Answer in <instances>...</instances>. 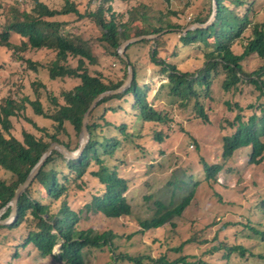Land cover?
I'll return each instance as SVG.
<instances>
[{"label": "trees", "instance_id": "16d2710c", "mask_svg": "<svg viewBox=\"0 0 264 264\" xmlns=\"http://www.w3.org/2000/svg\"><path fill=\"white\" fill-rule=\"evenodd\" d=\"M19 1L11 3L1 16L0 49H10L18 54V61H24L31 69L47 71L51 80L70 81L71 87L56 93L37 81L35 101L28 98L16 101L13 97L1 101L0 169L11 176L10 180L0 177L1 220L9 218L12 208L7 206L15 192L53 144L62 145L71 153L79 149V143H72L71 132L80 138L84 116L93 101L105 92L121 88L130 66L133 80L122 93L101 99L90 113L87 124L90 139L81 155L72 159L54 150L20 196L15 221L0 226V235L4 234L0 247L14 250L13 259L19 257V247L27 249L30 246L43 260L56 258L64 264H85L89 249L112 247L116 236L110 232L84 230L80 222L87 214H100L112 220L131 215L132 207L126 196L130 180L121 175L120 166L110 167L107 161L114 157L124 141L134 139L136 127L131 130L132 123L142 127L169 122L167 113L152 104L150 93L154 82L151 80L142 85L139 79L142 72L153 77L157 73L160 78H166L161 79L159 90L165 91L167 101L183 107L193 103L199 119L205 123L211 121L205 112L204 101L211 99V87L215 81L220 80L224 91L233 92V95L241 91L243 84L254 86L260 94L258 103L240 106L227 102L233 120H225L219 128L232 132L222 138V156L229 159L235 152L251 148L249 161L255 165L263 161L264 64L248 74L243 63L245 58L255 55L264 60V0H199L200 12L192 13L186 25L173 22L168 17L171 14L152 16L149 6H131L123 11L114 6L117 0H62L63 5L58 9L48 7L40 0H25L24 4ZM175 1H187V7H191L195 0ZM214 3V21L207 27L192 28L208 24L215 11ZM259 14H262V21L257 19ZM76 19V23L89 19L97 27L96 35L86 38L78 34V28L71 27ZM146 36L154 37L127 46L124 52L127 60L121 56L119 49L124 42ZM178 44L183 48L197 45L203 52V66L190 73L163 60L160 54L165 50H172L173 58L178 56ZM137 46L149 47L146 56L148 71L132 62L130 50H136ZM236 47L242 49V53ZM28 50L53 52L54 59L48 64L25 60L23 53ZM102 59L120 62L124 73L106 74L102 67H99L101 71L94 70ZM43 94L49 103L47 109L39 100ZM162 96L160 93L157 99ZM26 103L35 116L43 117L48 123L39 126L27 118ZM250 110H253L252 115L247 114ZM127 115L123 121L122 117ZM17 117L32 124L38 132L23 129L21 138H16L12 129L13 118ZM223 123L227 126L223 127ZM159 135L160 132H156L155 138ZM205 169L207 181H210L222 168L206 165ZM90 182L95 185L94 192L89 191L90 198L84 206L74 208L73 197L84 192ZM187 185L190 183L180 180L176 191H183ZM194 189L175 205L157 202L154 216L141 222L143 231L162 228L173 218L181 216L195 198ZM252 231L264 241V231ZM55 250H58L57 255ZM215 250L226 251L228 257L238 253L246 258L252 253L242 246L229 247L224 242L214 246ZM125 257L134 264H144L141 259ZM256 257L264 264V254ZM184 262L181 257L168 262L163 256L155 264Z\"/></svg>", "mask_w": 264, "mask_h": 264}, {"label": "rangeland", "instance_id": "374dc122", "mask_svg": "<svg viewBox=\"0 0 264 264\" xmlns=\"http://www.w3.org/2000/svg\"><path fill=\"white\" fill-rule=\"evenodd\" d=\"M15 1L19 0H0V25L3 24L1 16L4 9H9L8 6ZM40 1L51 8L58 9L63 5L62 0ZM20 3L24 4L25 0ZM186 4L187 1L175 0H117L114 6L123 11L131 6H149L152 16L171 14L168 17L173 22L180 21L186 25L192 13L200 12L201 2L195 0L191 7ZM261 16L259 14L257 19L262 21ZM76 22L77 19L73 20L71 27L78 28V34L86 38L96 35L97 27L89 19L82 23ZM177 47L176 58L172 57V50H165L160 56L184 72L194 73L203 66V52L197 45L183 48L178 44ZM135 48L136 50H130L132 62L148 71L149 62L146 56L149 47ZM236 50L242 53V49L236 47ZM17 56L10 49H0V103L6 97H13L16 101L23 98L35 101V90L39 81L48 90L56 93L71 87L70 81L51 80L47 71L41 68L31 69L24 61H18ZM23 57L37 64H48L54 59V53L28 50L23 53ZM263 64L264 60L255 55L245 58L243 66L251 74ZM99 67L106 74L124 73V66L120 62L109 59L100 60V64L93 69L101 71ZM155 74L153 77L142 72L139 79L142 85L151 80L154 82L150 93L152 104L167 113L169 122L160 126L142 127L137 126L136 122L132 123L131 130L136 127L133 130L134 139L124 141L114 157L108 159L110 167L120 166L121 175L130 180L126 196L132 212L128 217L114 220L100 214L85 215L80 222L82 229H93L99 233L110 232L116 236L112 247L107 245L101 249H89L85 254V264H134L125 256L141 259L144 264H155L163 256L168 262L181 257L186 263L192 264H262V260L256 256L264 254V241L252 230L264 231V159L259 165L252 164L249 161L251 148L241 149L229 159L224 158L222 138L232 131L219 128L225 120H233L227 102L240 106L256 104L259 92L247 83L241 86V91L233 95V92L224 91L220 80L215 81L211 87V99L204 101L205 112L211 121L205 123L199 119L193 103L187 107L169 103L165 91L159 90L161 79L166 78ZM160 93L163 96L157 99ZM39 100L47 109L49 103L46 95L43 94ZM26 107L27 118L39 126L48 123L43 117L35 116L28 103ZM247 114L252 115L253 110ZM127 118L128 115L122 117L123 121ZM224 123L223 127H226ZM13 125L12 134L18 139L21 138L23 129L38 132L21 117L13 118ZM158 131L159 138H155ZM71 134L73 145L80 143V138H76L74 132ZM206 165H219L222 169L207 181ZM0 177L5 180L11 178L9 173L1 169ZM180 180H185L190 185L183 191H176V184ZM94 187L90 182L84 192L75 195L73 207L78 209L81 205L84 206L90 198L89 191L92 189L94 192ZM194 187L195 198L181 216L173 218L162 228L143 231L141 222L154 216L157 202L175 205ZM3 235L1 233L0 240ZM220 242L229 247L242 246L252 253L246 255V258L238 253H232L228 257L224 250L213 251V247ZM13 254L14 250L0 247V264H64L56 258L43 260L30 246L27 249L19 247L17 259L12 258ZM54 254L57 255L58 250Z\"/></svg>", "mask_w": 264, "mask_h": 264}, {"label": "water", "instance_id": "95a60500", "mask_svg": "<svg viewBox=\"0 0 264 264\" xmlns=\"http://www.w3.org/2000/svg\"><path fill=\"white\" fill-rule=\"evenodd\" d=\"M214 13L210 19V21L208 22V24L204 25V26H198V25H194L192 28H198V27H207L209 24H211L214 19H215V15H216V4L214 3ZM154 36H146V37H140V38H133L131 40H128L126 42H124L122 44V46L120 47V51L119 53L121 54V56L127 60V58L124 55L125 49L127 46H129L130 44L134 43V42H138L142 39H150L153 38ZM133 80V70L132 67H129V72H128V77L125 81V83L121 86V88H119L116 91H110V92H105L101 95H99L91 104L89 110L86 112L84 119H83V126H82V130H81V135H80V143H79V149L77 150L76 153H71L69 152L64 146L59 145V144H53L49 150L47 151V153L42 157V159L40 160V162L36 165V167L32 170V172L30 173L28 179L26 180V182L21 185L17 191L15 192V196L13 197L12 201L10 202V204L7 206H11L12 211L11 214L9 216V218L5 219V220H1V216L3 213H0V226H4V225H10L12 222L15 221L16 217H17V205H18V201L19 198L22 194L25 193L26 189L30 186V184L32 183V181L34 180V178L37 176L38 172L40 171L41 167L43 166L44 162L46 161V159L51 155V153L54 150H59L60 152H62L66 157L68 158H78L81 153L83 152L86 144L89 142L90 136L87 130V124H88V120H89V115L90 113L93 111V109L95 108V106L97 105V103L105 98L108 97L110 95L113 94H118V93H122L124 90H126L127 88H129L131 82ZM7 209V208H6ZM4 209V211L6 210Z\"/></svg>", "mask_w": 264, "mask_h": 264}]
</instances>
